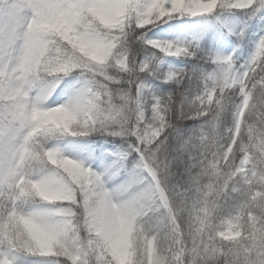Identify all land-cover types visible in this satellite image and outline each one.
Wrapping results in <instances>:
<instances>
[{
  "label": "clouds",
  "instance_id": "1",
  "mask_svg": "<svg viewBox=\"0 0 264 264\" xmlns=\"http://www.w3.org/2000/svg\"><path fill=\"white\" fill-rule=\"evenodd\" d=\"M27 257L264 264V0H0V264Z\"/></svg>",
  "mask_w": 264,
  "mask_h": 264
},
{
  "label": "trees",
  "instance_id": "2",
  "mask_svg": "<svg viewBox=\"0 0 264 264\" xmlns=\"http://www.w3.org/2000/svg\"><path fill=\"white\" fill-rule=\"evenodd\" d=\"M209 17H176L170 21H168L166 24H164L162 27H160L162 30L166 32L167 35L169 34H176L179 35L181 32L182 27H192L194 25L203 24L206 20H208ZM225 31L220 28L219 26L213 27L207 32V35L204 39V47L206 49H210L212 51L216 52L217 45L219 43L220 37L222 34H224ZM232 40L234 46H235V40L234 38L230 37ZM244 53L246 54L247 48H245ZM178 65L185 63L184 60L178 59ZM63 142V141H62ZM32 258V257H27ZM24 258V259H27Z\"/></svg>",
  "mask_w": 264,
  "mask_h": 264
},
{
  "label": "rangeland",
  "instance_id": "3",
  "mask_svg": "<svg viewBox=\"0 0 264 264\" xmlns=\"http://www.w3.org/2000/svg\"><path fill=\"white\" fill-rule=\"evenodd\" d=\"M154 34H160V35H167L166 32L164 30H162L161 28L158 29H154ZM234 45L232 43V41L230 40L229 36L226 34V32L224 34L221 35L218 46L216 48V52L218 53H222V52H228L231 51L233 49ZM170 62L174 63V64H179L178 60L175 57H169ZM64 147L66 148L67 151L69 152H77L79 154V149L82 145L87 144V141H74L71 138H68L66 140H64L63 142ZM100 157H99V153H97V158H96V164L94 166H97L100 164ZM34 258H27V259H23L22 264H28V262H30L31 260H33Z\"/></svg>",
  "mask_w": 264,
  "mask_h": 264
},
{
  "label": "snow or ice",
  "instance_id": "4",
  "mask_svg": "<svg viewBox=\"0 0 264 264\" xmlns=\"http://www.w3.org/2000/svg\"><path fill=\"white\" fill-rule=\"evenodd\" d=\"M201 9H194V11H200Z\"/></svg>",
  "mask_w": 264,
  "mask_h": 264
}]
</instances>
